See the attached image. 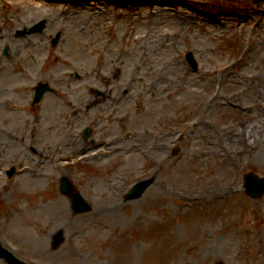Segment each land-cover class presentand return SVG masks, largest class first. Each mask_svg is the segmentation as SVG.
Instances as JSON below:
<instances>
[{"label":"rangeland","instance_id":"rangeland-1","mask_svg":"<svg viewBox=\"0 0 264 264\" xmlns=\"http://www.w3.org/2000/svg\"><path fill=\"white\" fill-rule=\"evenodd\" d=\"M254 1L0 0L1 245L30 264H264V195L250 199L242 184L248 172L264 178V127L236 143L259 115L216 97L223 73L222 96L264 102ZM40 19L42 33L16 35ZM17 70L30 78L23 91ZM48 80L56 92L31 107ZM65 177L89 211H72ZM144 179L151 186L127 201ZM104 202L112 211L94 216Z\"/></svg>","mask_w":264,"mask_h":264},{"label":"bare ground","instance_id":"bare-ground-1","mask_svg":"<svg viewBox=\"0 0 264 264\" xmlns=\"http://www.w3.org/2000/svg\"><path fill=\"white\" fill-rule=\"evenodd\" d=\"M31 63L33 65L29 67V70L30 71L36 70L39 67V65L42 63V55H41V53H37V55L33 58ZM58 65H60V64H56L55 66H58ZM229 77L231 78L232 75H229ZM12 80L14 81V83L16 85H18V87H20L19 90H22V91L28 85V83L30 82L29 81L30 80L29 76H13ZM4 83H5V81L0 79V86L4 85ZM252 86L256 87V83H254ZM228 93L229 94H227L226 96H224V95L222 96L221 92H218V93H216V97L218 98V97L221 96V98L227 100V102H229L230 104L237 106L236 108L240 109L241 111H243V110L247 111V110L253 109V106L249 105V103H247V102H252L254 104V108H255L254 111L256 112V115H259L258 117L260 118L258 123H255V124L258 125L260 123L259 126L254 124L248 130H247V127L245 126L244 130L242 128V130L240 131L239 135H235V137H234V140L237 143V142H239V138H240L241 135L251 136L252 137V143H254V141H255V139H254L255 133H257L255 136L259 137L260 134L258 132L261 133V130L263 131V127H264L263 126L264 125V102L259 100V95H254L252 97H249V96H243L241 93H232V91H230ZM254 100H255V102H254ZM235 101H237L238 103H235ZM249 139L250 138L247 139L244 136V138L242 140V144L243 145L244 144L245 145H249L251 143V141H249ZM247 149H250V148H247ZM112 208L113 207L109 206L107 204V202H104L102 204V211L103 212L98 208V209H96L94 211L93 215L94 216H99V215L104 214V213H110L112 211ZM99 222L105 223V224H109V223H106V221L102 222V221L99 220ZM86 224H89V223L87 222Z\"/></svg>","mask_w":264,"mask_h":264},{"label":"water","instance_id":"water-1","mask_svg":"<svg viewBox=\"0 0 264 264\" xmlns=\"http://www.w3.org/2000/svg\"><path fill=\"white\" fill-rule=\"evenodd\" d=\"M146 183H142L141 186L140 184L137 185V187H135L133 189L134 192H136L137 196H140V194L142 193V191L144 190ZM247 189L248 192L251 195H257L259 194L261 191H264V182L261 181L260 179H257L255 176L253 175H249L248 176V184H247ZM132 191V192H133ZM0 256H5L10 264H22L19 261H17L11 254L6 253L5 251H2L0 249Z\"/></svg>","mask_w":264,"mask_h":264}]
</instances>
